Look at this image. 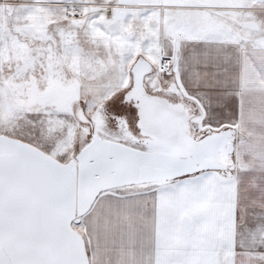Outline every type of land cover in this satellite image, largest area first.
<instances>
[{
  "label": "snow or ice",
  "instance_id": "obj_1",
  "mask_svg": "<svg viewBox=\"0 0 264 264\" xmlns=\"http://www.w3.org/2000/svg\"><path fill=\"white\" fill-rule=\"evenodd\" d=\"M0 264H264V0H0Z\"/></svg>",
  "mask_w": 264,
  "mask_h": 264
}]
</instances>
